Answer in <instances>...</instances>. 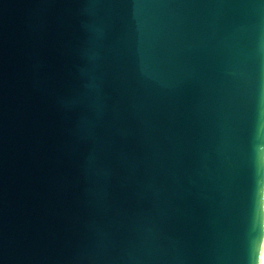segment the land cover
I'll use <instances>...</instances> for the list:
<instances>
[{"label": "water", "instance_id": "water-1", "mask_svg": "<svg viewBox=\"0 0 264 264\" xmlns=\"http://www.w3.org/2000/svg\"><path fill=\"white\" fill-rule=\"evenodd\" d=\"M264 0H0V264H262Z\"/></svg>", "mask_w": 264, "mask_h": 264}, {"label": "bare ground", "instance_id": "bare-ground-1", "mask_svg": "<svg viewBox=\"0 0 264 264\" xmlns=\"http://www.w3.org/2000/svg\"><path fill=\"white\" fill-rule=\"evenodd\" d=\"M262 264H264V253H263V259H262Z\"/></svg>", "mask_w": 264, "mask_h": 264}]
</instances>
